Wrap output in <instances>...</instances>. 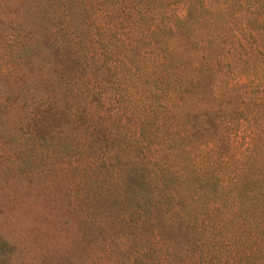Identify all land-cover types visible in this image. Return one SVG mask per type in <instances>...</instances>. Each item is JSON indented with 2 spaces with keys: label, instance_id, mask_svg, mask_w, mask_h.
Returning <instances> with one entry per match:
<instances>
[{
  "label": "rangeland",
  "instance_id": "rangeland-1",
  "mask_svg": "<svg viewBox=\"0 0 264 264\" xmlns=\"http://www.w3.org/2000/svg\"><path fill=\"white\" fill-rule=\"evenodd\" d=\"M71 1L0 0V264H146L122 218L133 201L122 170L133 156L145 166L130 146L129 60L143 73L146 44L136 55L114 44L143 30L147 1L83 0L78 15Z\"/></svg>",
  "mask_w": 264,
  "mask_h": 264
},
{
  "label": "trees",
  "instance_id": "trees-1",
  "mask_svg": "<svg viewBox=\"0 0 264 264\" xmlns=\"http://www.w3.org/2000/svg\"><path fill=\"white\" fill-rule=\"evenodd\" d=\"M146 1L143 30L114 44H146L143 73L129 60L130 146L145 166L133 156L121 169L133 200L122 218L146 264H264V0ZM71 2L78 15L84 1Z\"/></svg>",
  "mask_w": 264,
  "mask_h": 264
}]
</instances>
